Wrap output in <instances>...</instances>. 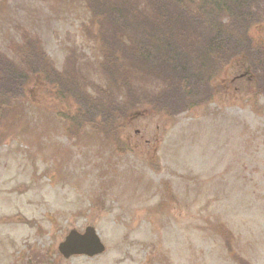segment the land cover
Here are the masks:
<instances>
[{"label": "rangeland", "instance_id": "374dc122", "mask_svg": "<svg viewBox=\"0 0 264 264\" xmlns=\"http://www.w3.org/2000/svg\"><path fill=\"white\" fill-rule=\"evenodd\" d=\"M138 1L153 15L154 0ZM200 2L157 10L188 19L172 39L193 86L135 71L137 99L116 129L69 118L108 103L114 38L91 11L105 0H0V264H264V0L241 5L239 31ZM174 90L175 114L140 103L152 93L168 109ZM87 226L105 251L64 258L58 244Z\"/></svg>", "mask_w": 264, "mask_h": 264}, {"label": "trees", "instance_id": "16d2710c", "mask_svg": "<svg viewBox=\"0 0 264 264\" xmlns=\"http://www.w3.org/2000/svg\"><path fill=\"white\" fill-rule=\"evenodd\" d=\"M201 1L202 3L200 2L198 4V10L200 9V13H207L212 15L213 17L219 15L220 18L227 17L229 20H231V25H233L232 23L238 22L239 24H234L235 28L238 31L239 28H241V26L243 25L242 22H244L247 18L245 14V7L241 5L245 4V1L250 0ZM122 2L123 12H121L122 8L121 10L118 9L119 5L122 4ZM152 2L155 4V11L151 10L150 12H152L153 15L149 17L147 16V13H149L148 11H142V9H139L140 12L138 13V0H105V11L102 14L98 13V10L95 11L94 8H91L93 9L91 11L93 12L96 24L100 27L109 28V33L105 34L109 35V38H111V42L114 38V41L112 42V46L114 48L110 53L111 56L106 57L105 60V67L108 70V72L106 73L109 74V76H107L109 85L107 90L101 91L108 97V103L94 101V105H92L91 108L90 106L86 109L78 107V109H76L74 113L70 114V119L77 120L82 117L88 122V124H91L93 126V124L101 123L100 121H97V119L101 117L102 121L110 120L111 123L115 125L116 129H121V124L119 125V119L122 116L130 113L129 109L137 99V93L135 89L129 85L131 75L138 70L145 73V71L143 70L144 68H149L152 71L154 70L155 72H158L159 77L162 79L172 78L175 74H179L181 87H183L184 89H189L191 86H193L191 83L186 85L185 80L187 75L184 72H180L175 67L176 63L174 59L177 56V52L182 51L178 49L172 39V37L175 38L176 35L180 37L183 34L182 28L186 25L188 19L185 16L181 17L180 15H177L174 20H170L169 12L157 11L161 6L159 3L161 2V0H154ZM98 3L96 6H98ZM218 25L219 22L215 24V27H218ZM173 26H175L174 30ZM210 27V29L215 31V29H213L214 26ZM198 29L201 30V28ZM212 30H210V37L211 35L213 37H211V39H216L217 41H219V37L216 32L211 34ZM204 33L206 34L205 30L202 31L201 34ZM125 39L130 41L131 45L129 47L133 52H126V48L121 46ZM102 40H104V37H102ZM213 47H218V43L216 42L215 45L210 44L208 48L212 52L211 56H214L215 60L220 61V59H218V56L214 54L215 50L213 49ZM119 51H121L120 56H118L120 61L117 60V53ZM134 55L139 59L133 63L132 60L135 59ZM204 55L206 54L204 53L201 56L196 55V63H199L201 65L204 64L202 61H200V58H202ZM28 60L29 56L25 55V57H23V61L27 63ZM37 73L38 71L36 69H33L32 74ZM157 86H160L159 83H157ZM121 89H124L126 92L125 98L121 99L120 96L114 98L113 91H118ZM177 93L179 99L183 100V94L180 93L178 89ZM177 93L176 90L173 91V104L170 105L168 109L166 105H160V103L156 99V95H153L152 93H145L146 100L141 99L140 103L143 107H149V109L147 110L146 108V110L150 114L158 112L159 110H163V112L166 111V113L168 114H175L176 111L174 110V107L181 105V102L177 99ZM82 98L83 97L78 99L82 100ZM192 99L197 100L195 97H193ZM189 100L190 99H187L186 102H189ZM201 101L202 100L200 99L199 102L201 103ZM88 105L89 104L87 103L86 107H88ZM89 114H91V116Z\"/></svg>", "mask_w": 264, "mask_h": 264}, {"label": "water", "instance_id": "95a60500", "mask_svg": "<svg viewBox=\"0 0 264 264\" xmlns=\"http://www.w3.org/2000/svg\"><path fill=\"white\" fill-rule=\"evenodd\" d=\"M58 250L65 258L74 255L93 257L103 253L105 246L98 237L95 229L92 226H88L85 228L84 233L71 230L65 239L59 243Z\"/></svg>", "mask_w": 264, "mask_h": 264}]
</instances>
